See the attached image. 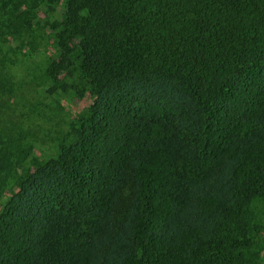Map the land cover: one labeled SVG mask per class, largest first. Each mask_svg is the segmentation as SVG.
<instances>
[{"label":"trees","instance_id":"trees-1","mask_svg":"<svg viewBox=\"0 0 264 264\" xmlns=\"http://www.w3.org/2000/svg\"><path fill=\"white\" fill-rule=\"evenodd\" d=\"M51 29V102L0 78V264H262L264 0H65Z\"/></svg>","mask_w":264,"mask_h":264},{"label":"rangeland","instance_id":"rangeland-1","mask_svg":"<svg viewBox=\"0 0 264 264\" xmlns=\"http://www.w3.org/2000/svg\"><path fill=\"white\" fill-rule=\"evenodd\" d=\"M64 9L65 0H0V78H10L8 74L11 78L15 76V80H11L17 84V97L11 102H15V106L24 113L29 108V100L51 102L43 93L33 90V83L26 80L41 70L47 56L51 55V24L62 18ZM88 96L80 99L73 93H67L58 98L68 115L75 117L90 104ZM55 122L56 119L48 123L34 115L30 124L36 127L35 123H38L40 128L37 126L35 129L44 135L50 126L56 128ZM261 263L264 264V253Z\"/></svg>","mask_w":264,"mask_h":264}]
</instances>
